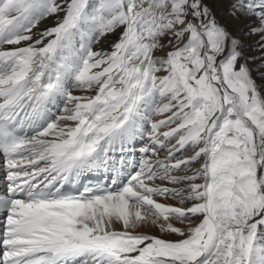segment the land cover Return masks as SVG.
<instances>
[{
  "label": "bare ground",
  "instance_id": "6f19581e",
  "mask_svg": "<svg viewBox=\"0 0 264 264\" xmlns=\"http://www.w3.org/2000/svg\"><path fill=\"white\" fill-rule=\"evenodd\" d=\"M139 1L144 10L153 7L149 17L146 15L141 20V26L155 23L160 29L162 23L169 29L165 34H160L158 29L146 34L145 45L149 50L140 43L134 50L129 38L121 43V35L129 30L131 23L129 1L73 0L69 4L64 0H1L0 62L20 54L23 65L18 63L17 67L25 69L11 70L0 79V112L5 111V105L13 107L18 103L23 113H39L52 109L50 101L59 97L68 100L64 113L56 119L50 121L43 116L42 121L47 126L33 141L37 144L35 157L23 165L29 167L32 161L38 160L37 165L45 169L62 159L72 162L78 154L85 162L99 158L101 139L88 142L82 135L96 121L100 124L97 138L108 136L109 142L105 141L108 146L131 150L102 151L105 156L100 158L112 164L134 165L136 162L127 158L128 154L137 159L139 170L153 172L154 177V181H150L138 173L121 194L86 204H69L70 213L55 224L45 240L67 238L94 243L96 246L89 250L90 264H264V131H259L247 118L240 101L235 99L230 106L221 102V121L230 118L228 109L233 107L238 116L254 127L257 169L248 172L240 193L232 192L229 185H233L235 175L229 178V170L234 171L228 162L231 147L228 139L221 137V214L214 208L204 209L208 204L201 191L205 187L201 182L205 172L173 174L179 164L172 160V153L193 147L194 140L180 136L173 144L165 146L164 141L169 139L167 134L173 131L166 135L157 131L158 126L171 123V118L173 121L175 111L168 114L167 110L178 106L176 98L181 96L176 82L170 78L172 68L167 66L176 43L171 38L190 31L191 20L196 25L202 20L224 27L227 44L223 57L233 51L238 53V66H248L254 88L264 103V0H187L190 5L183 0L180 3L176 0ZM95 4L107 7L103 9L102 25L96 35L82 37L81 17ZM142 34L145 33L141 31ZM81 38L91 47V52L80 70L75 71L71 62L72 58L83 56L74 52L80 50ZM204 40L207 44L208 38ZM109 44L114 48L115 61L108 65L111 63L106 53ZM153 60L157 66L154 80L147 81L145 69ZM64 62L68 63V68L60 72ZM34 75L36 79H31ZM67 78L85 87L78 83L68 91ZM94 83H99V87H90ZM171 92H174L172 97L156 110L153 120H149L151 130H146L141 118L147 117L148 110L138 102L151 104ZM71 100L76 103H70ZM165 111L162 118L160 114ZM180 111L183 114L177 117L179 123L174 131L194 126L187 108L182 107ZM122 114L135 128L134 134L126 140L114 133ZM192 133L202 134V130L193 128ZM142 140H146L145 143L142 144ZM160 148L168 152L167 156L159 157L161 164L146 160L145 155L156 153ZM240 180L235 177L236 183ZM158 193L173 195L186 205L181 206L172 198L160 199L163 195L156 196ZM131 201L143 208L139 206L135 210ZM184 214L188 215L186 221L181 220ZM193 217L196 219L192 220ZM215 217L221 220V231L215 230Z\"/></svg>",
  "mask_w": 264,
  "mask_h": 264
},
{
  "label": "rangeland",
  "instance_id": "374dc122",
  "mask_svg": "<svg viewBox=\"0 0 264 264\" xmlns=\"http://www.w3.org/2000/svg\"><path fill=\"white\" fill-rule=\"evenodd\" d=\"M64 1L69 4L73 2V0ZM107 1L112 2L113 0ZM128 1L130 11L129 17L131 19V23L129 30L127 32L124 31L121 35V43H124L126 39L129 38L130 45L134 50L139 47V43L144 49H148L145 45L147 40L146 38H148V36L146 37V34L148 35V33H150V30L152 29V32H157L158 25H155V23L147 22L146 25L141 26L143 25V22H141V20L143 21L146 15L147 17H149L148 15L152 13L153 7L149 8L148 10L147 8L146 10H144L145 8L143 7V3H140L141 1L126 0V2ZM179 1L180 0H176V3H180ZM183 1L189 3L187 0ZM74 4H76V2ZM104 7L105 6L95 4L93 7L94 9L90 8L89 11L81 17L80 34L82 35V37L86 35L92 36L93 34H97L98 28H100V26L102 25L101 20L104 19L105 15L103 9L107 10V7ZM198 7L200 6L196 5L197 9H199ZM136 11H138L137 14ZM90 20L92 22H90ZM212 22L213 21L204 23L202 22V20H200V24L196 25L195 21L191 20L189 22V26L191 27L190 31L184 33L181 32L182 35H176L175 37L177 38H171V41L173 40L174 43H176L172 46V50L170 52L171 54H169L168 56L167 66H171L170 68H172L170 73L172 77L170 76V78L176 82L181 96L176 98L177 101L175 103H178V106L174 107L173 109L170 108L167 110L169 112L168 114L175 111V114L173 115V121L171 118L169 121L171 123H165L158 126L157 131L163 132L162 135H166L167 132L173 131L172 134H167L169 139L165 140L168 141L165 142V146L173 144L177 140V137L179 138L180 136H184L187 139L191 138V140H194L193 147H188L185 148L184 151L181 150L182 152L175 153L177 154L176 158L175 156L172 157V160L177 161L179 164L178 169L174 170L175 172H173L174 174L176 173L179 176L192 172L194 170H199L203 173L205 172V175L201 181L203 182V186L205 187L201 189V191L202 195L207 198L208 204H205L204 209L208 210L210 208L209 210H213L214 208L215 211L221 214V169L223 160V157L221 158V137H226L231 147L229 151L228 162L232 164L234 171L229 170V178L234 175L235 177L237 176L241 178L239 183H236L234 177L232 183L234 186L229 185L232 192L240 193L242 181L247 177L248 172H253L257 169V163L255 161L257 153L255 144L256 132L254 130V127L250 123H246L242 117L238 116L233 107H230V109H228V111L231 113L230 118L221 121V102L225 101L224 104L230 106L233 104L235 99L239 100L243 109H245V115L249 120L252 121L254 126L258 127L259 131H264V103L262 101L261 95L254 88L255 83L251 78L248 66L244 64L238 66V53L233 51L228 56L223 57L227 44L225 29L221 25L215 26V23ZM199 26L200 28L202 27V31H200ZM73 28L74 30L78 29L77 27ZM168 30L169 29L166 28V25L161 23V28L158 29V32L160 31V34H165ZM141 31H143V33L145 34L141 35ZM205 38H208L207 44L205 43ZM83 40L84 38L79 39V42L83 46L79 45L78 48H80V50L75 49L74 52L78 51L82 55H85L86 53L84 51H86V48L89 53L91 52V47L85 45L82 42ZM67 45L71 46L69 43ZM106 53L108 55L109 62H111L108 63V65L112 64L115 61L114 48L110 45ZM16 60L17 61L15 67H13L12 70L23 68L25 69V67L23 66L17 67L18 63L19 65H23V62L21 61V59ZM56 66L53 68V70L56 69ZM155 66L156 63L153 60L148 65V68L145 69V71H147V81L154 80V72H156L155 70L157 68V66ZM72 67L75 69V71H79L82 66L72 65ZM8 68L9 66L7 67V69ZM46 70L49 71V69ZM36 77L37 76L34 75L31 79H36ZM78 83H80L82 88L85 87L81 84V82L78 81L76 86L74 87H77L79 85ZM99 85V83H94L90 87H99ZM72 88L73 86H71L70 90L68 91H71ZM173 93L171 92V94L165 95L163 98H161V100H156L150 106L146 105V107L149 106V108H152L153 110H158L161 105L163 106V104H165L166 100L172 97ZM70 103L75 104L76 100H71ZM182 107L187 108V114L190 115V117L193 119V124L195 127L192 126L189 129L182 128L174 131V128L179 123V119L177 117L183 114L180 111ZM160 115L165 116L166 111L165 114L162 113ZM193 128L202 130V134L192 133ZM162 135H159L158 137ZM162 138L163 137H161L160 139ZM143 141L144 140L141 141L142 144ZM158 153L159 151L153 153L154 159L152 158L153 160L149 161L153 162L155 160L156 163L158 162V164H161L163 161L160 160V155ZM164 156H166V153H164ZM149 180L154 181V178ZM160 195H163V197L160 199L172 198L174 201H177L175 203L181 206L186 205V203H181V201L176 199V197H174L173 195H166L165 193L156 194V196ZM131 203L133 204L132 207L135 210L140 207L143 208V205L137 204L136 201H131ZM214 203H216V205ZM147 207H149V205ZM172 214L173 212L168 215L171 216ZM187 216V214H184L181 217V220L186 221ZM195 219V217L192 218V220ZM220 221L221 220H218L215 217L214 223H216V231H221Z\"/></svg>",
  "mask_w": 264,
  "mask_h": 264
}]
</instances>
